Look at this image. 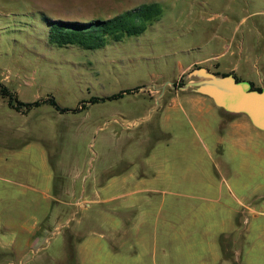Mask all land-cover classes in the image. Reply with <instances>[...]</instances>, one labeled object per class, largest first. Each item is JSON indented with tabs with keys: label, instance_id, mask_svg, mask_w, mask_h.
Returning a JSON list of instances; mask_svg holds the SVG:
<instances>
[{
	"label": "crops",
	"instance_id": "0c3cea01",
	"mask_svg": "<svg viewBox=\"0 0 264 264\" xmlns=\"http://www.w3.org/2000/svg\"><path fill=\"white\" fill-rule=\"evenodd\" d=\"M228 30L209 36L214 48L206 53L181 52L184 59L175 58V71L162 85L127 89L136 90L129 93L132 108L113 106L126 94L106 101L112 104L106 109L103 102L86 104L81 122L90 128L84 130L105 131L97 144L105 164L92 176L75 171L57 183L47 150L55 144L56 111L17 112L0 98V257L264 264V134L194 88L173 86L203 68L264 91V36L247 42ZM56 225L66 233L54 251L48 232Z\"/></svg>",
	"mask_w": 264,
	"mask_h": 264
},
{
	"label": "rangeland",
	"instance_id": "374dc122",
	"mask_svg": "<svg viewBox=\"0 0 264 264\" xmlns=\"http://www.w3.org/2000/svg\"><path fill=\"white\" fill-rule=\"evenodd\" d=\"M144 3H156L160 15L140 36L124 37L92 50L57 47L46 41L43 17L82 23L110 18ZM225 28L230 33L233 29L234 36L242 35L247 42H253L260 33L264 36V0H0V85L17 91L19 101L51 98L60 108L75 109L80 103L87 104L89 98L134 85L150 81L162 85L175 71V58L184 59L181 52L212 50L209 36ZM190 55L198 56V51L192 50ZM190 72L173 86L181 87L187 79H195L186 78ZM129 93L113 106L132 108ZM41 106L53 111L48 105ZM101 106L106 109L112 104L104 101ZM91 108L93 113L95 105ZM82 115V111L55 114V144L49 143L47 150L56 165L57 183L73 178L75 171L92 176L105 164L99 162L97 148L105 131L84 130L90 125L81 122ZM36 117L34 114L33 119ZM60 162L64 165L61 168ZM62 225H56L53 234L49 228L50 241L57 246L54 251L65 237ZM42 256L30 253L21 259L6 255L0 257V264H53Z\"/></svg>",
	"mask_w": 264,
	"mask_h": 264
},
{
	"label": "trees",
	"instance_id": "16d2710c",
	"mask_svg": "<svg viewBox=\"0 0 264 264\" xmlns=\"http://www.w3.org/2000/svg\"><path fill=\"white\" fill-rule=\"evenodd\" d=\"M159 15L160 9L156 3H144L106 19H95L82 23L54 21L44 17L43 20L46 24V41L49 45L76 46L92 50L102 48L107 43L119 42L124 37L140 36L151 22L158 19ZM250 89L259 91L252 87ZM129 92V90H124L100 98H89L87 103L112 101ZM0 98L6 101L9 108L22 113L41 105H48L58 113H74L84 110L86 104L80 103L75 109H63L58 107L51 98L24 103L20 102L15 93L3 85H0Z\"/></svg>",
	"mask_w": 264,
	"mask_h": 264
},
{
	"label": "water",
	"instance_id": "95a60500",
	"mask_svg": "<svg viewBox=\"0 0 264 264\" xmlns=\"http://www.w3.org/2000/svg\"><path fill=\"white\" fill-rule=\"evenodd\" d=\"M188 77L198 80L185 83L184 88H194L225 112L243 114L264 134V91L252 90L247 82L235 81L232 75L215 76L203 68L191 71Z\"/></svg>",
	"mask_w": 264,
	"mask_h": 264
}]
</instances>
